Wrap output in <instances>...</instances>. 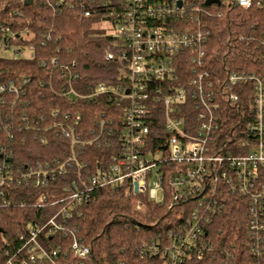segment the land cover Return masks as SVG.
<instances>
[{
  "label": "built area",
  "instance_id": "obj_1",
  "mask_svg": "<svg viewBox=\"0 0 264 264\" xmlns=\"http://www.w3.org/2000/svg\"><path fill=\"white\" fill-rule=\"evenodd\" d=\"M206 1L45 0L53 12L77 10L102 22L113 17L114 30L107 32L112 44L103 58L114 65L118 82L79 88L77 62H63L56 49L39 61L52 109L33 118V125L26 111L29 78L0 83V133L12 140L15 131H39L43 143L56 137L64 142L57 157L23 168L12 165L10 147H0V206L9 205L13 187L56 189L32 204L57 208L18 234L20 246L7 264H63L67 258L86 264L91 248L73 218L91 192L103 188L166 202L168 209L179 206L163 246H150L164 264H264V73L232 67L239 65L238 50L215 68L205 23L207 7L261 9L264 0ZM25 35L0 24V50L16 45L12 58L33 59ZM239 41L264 68V33ZM83 101L98 110L88 126L75 111ZM101 143L106 153L89 171L85 157ZM135 204L139 209L140 200ZM230 206L239 226L226 235L213 224Z\"/></svg>",
  "mask_w": 264,
  "mask_h": 264
},
{
  "label": "trees",
  "instance_id": "obj_2",
  "mask_svg": "<svg viewBox=\"0 0 264 264\" xmlns=\"http://www.w3.org/2000/svg\"><path fill=\"white\" fill-rule=\"evenodd\" d=\"M206 9L209 15L205 23L211 37L209 54L213 66L221 69V58H235L234 50H238L239 65L232 67L263 74L264 68L248 58L249 50L239 38L258 37L264 33V7L244 10L230 4ZM109 21L113 24V17ZM99 22L100 17L85 18L77 10L61 8L53 12L45 0H34L29 5L23 4L21 0H0V24L9 26L12 32L21 36L27 31L25 36L29 39L23 41L34 47V58L31 60L0 57V83L8 79L17 83L22 77L30 80L27 86L30 109L26 111L32 116V125L33 118L37 119L38 115L52 109L46 101L50 97L48 74L39 61L54 55L56 49L63 62H77L79 88L101 83L110 87L117 84L114 65L105 62L103 58L112 39L107 32L95 27ZM47 35L49 39H46ZM19 41L21 39H13L12 43ZM42 42L45 44L41 45ZM17 106L14 114L19 123L22 105L18 103ZM75 111L80 112L84 125L88 126L97 116L98 110L97 106L83 101L78 103ZM39 135V131H15L11 140L5 133H0V147L11 148L14 167L23 168L57 157L56 151L64 143L62 138H51L48 143H43ZM105 153V145L102 143L101 147H90L84 158L88 162L89 171L95 169L97 162L101 163L99 159ZM55 191L53 184L48 189L25 186L9 189V205L0 206V264H7L9 256L20 246L18 234L27 225L41 223L54 213L57 207L44 205L37 208L32 204L39 202L42 197H49V194H56ZM137 199L141 204L139 209L135 208ZM179 209V206L168 209L166 202L156 204L145 196L128 197L121 190L95 189L90 199L79 206L80 215L74 216L72 226L77 227L78 236L91 248L86 264H164L160 252L151 254L150 246L151 243L159 245V248L163 246L166 241L165 232L177 220ZM237 217L235 209L230 206L222 217L216 218L213 227L231 235L239 226ZM74 262L71 258L63 260V264Z\"/></svg>",
  "mask_w": 264,
  "mask_h": 264
},
{
  "label": "rangeland",
  "instance_id": "obj_3",
  "mask_svg": "<svg viewBox=\"0 0 264 264\" xmlns=\"http://www.w3.org/2000/svg\"><path fill=\"white\" fill-rule=\"evenodd\" d=\"M95 27L97 29L103 30L104 32H108V31L111 32L112 30H114V24H112L111 22H102L101 21ZM11 46H9V48H7V49L0 50V57L6 58V59H11L13 57L12 50L17 47L16 45H11ZM156 195H157L156 200H158V201L161 200V197H162L161 191H158Z\"/></svg>",
  "mask_w": 264,
  "mask_h": 264
},
{
  "label": "water",
  "instance_id": "obj_4",
  "mask_svg": "<svg viewBox=\"0 0 264 264\" xmlns=\"http://www.w3.org/2000/svg\"><path fill=\"white\" fill-rule=\"evenodd\" d=\"M33 1H34V0H25V1H24V4H25V5H29V4H31ZM213 3L219 5V2H218L217 0H207V1L205 2V4H206L207 6H209V5L213 4ZM7 161L10 162L11 159H8Z\"/></svg>",
  "mask_w": 264,
  "mask_h": 264
}]
</instances>
